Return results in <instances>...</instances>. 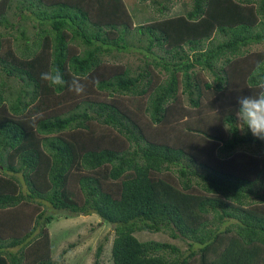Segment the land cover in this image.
<instances>
[{
  "label": "trees",
  "instance_id": "trees-1",
  "mask_svg": "<svg viewBox=\"0 0 264 264\" xmlns=\"http://www.w3.org/2000/svg\"><path fill=\"white\" fill-rule=\"evenodd\" d=\"M165 2L136 25L124 0H0V264H54L48 226L91 215L112 264H264V140L236 118L264 0Z\"/></svg>",
  "mask_w": 264,
  "mask_h": 264
},
{
  "label": "rangeland",
  "instance_id": "rangeland-1",
  "mask_svg": "<svg viewBox=\"0 0 264 264\" xmlns=\"http://www.w3.org/2000/svg\"><path fill=\"white\" fill-rule=\"evenodd\" d=\"M157 1L166 5L165 0H147L141 3L140 0H124L129 10L134 14L136 25H144L150 21L159 19V14L156 11L158 6L153 2ZM193 0H172L173 3H168L171 6L168 16L181 14L188 9H191ZM260 46H254L253 50L261 49ZM122 55V61L132 63L133 66L138 65L136 57ZM2 78L0 77V81ZM12 84H15L12 82ZM0 85H4L0 82ZM242 149L257 150L256 147L243 146ZM63 217V218H62ZM49 235L52 237L55 250L52 260L54 264H93L95 254L101 247L99 264H112L110 260L111 243L114 237L113 227L102 222L96 215L78 216L68 218L60 216L58 221L54 220L48 226ZM138 238L144 240H154L158 242H167L180 246L185 249V245L179 241H174L165 233H138ZM68 244H73L69 249ZM68 249L65 254L63 250Z\"/></svg>",
  "mask_w": 264,
  "mask_h": 264
},
{
  "label": "clouds",
  "instance_id": "clouds-1",
  "mask_svg": "<svg viewBox=\"0 0 264 264\" xmlns=\"http://www.w3.org/2000/svg\"><path fill=\"white\" fill-rule=\"evenodd\" d=\"M253 75L257 81V91L251 96L238 97L236 118L242 132L247 129L255 138L264 140V72H262L260 64L257 65ZM40 79L54 86H64L66 84L63 74L58 68L54 71L42 72ZM69 90L76 95H83L85 84L80 78H73ZM42 118L43 114L39 113L33 117V120L35 122Z\"/></svg>",
  "mask_w": 264,
  "mask_h": 264
}]
</instances>
